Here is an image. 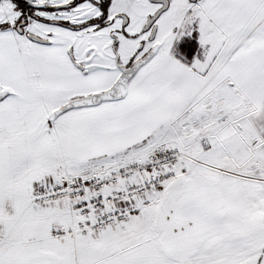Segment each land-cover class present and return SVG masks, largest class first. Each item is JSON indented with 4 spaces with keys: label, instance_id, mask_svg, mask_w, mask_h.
Wrapping results in <instances>:
<instances>
[{
    "label": "snow or ice",
    "instance_id": "1",
    "mask_svg": "<svg viewBox=\"0 0 264 264\" xmlns=\"http://www.w3.org/2000/svg\"><path fill=\"white\" fill-rule=\"evenodd\" d=\"M0 264H264V0H0Z\"/></svg>",
    "mask_w": 264,
    "mask_h": 264
}]
</instances>
